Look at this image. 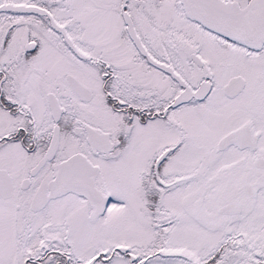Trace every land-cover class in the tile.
I'll list each match as a JSON object with an SVG mask.
<instances>
[{
	"label": "snow or ice",
	"instance_id": "1",
	"mask_svg": "<svg viewBox=\"0 0 264 264\" xmlns=\"http://www.w3.org/2000/svg\"><path fill=\"white\" fill-rule=\"evenodd\" d=\"M0 264H264V0H0Z\"/></svg>",
	"mask_w": 264,
	"mask_h": 264
}]
</instances>
